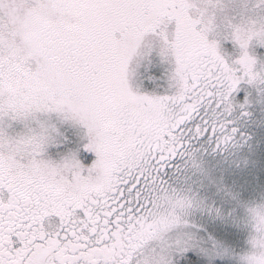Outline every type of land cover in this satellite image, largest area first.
<instances>
[{
  "label": "snow or ice",
  "instance_id": "1",
  "mask_svg": "<svg viewBox=\"0 0 264 264\" xmlns=\"http://www.w3.org/2000/svg\"><path fill=\"white\" fill-rule=\"evenodd\" d=\"M0 264H264V0H0Z\"/></svg>",
  "mask_w": 264,
  "mask_h": 264
}]
</instances>
